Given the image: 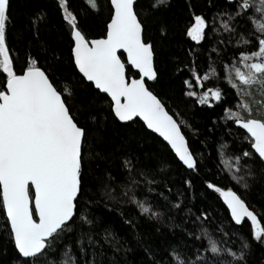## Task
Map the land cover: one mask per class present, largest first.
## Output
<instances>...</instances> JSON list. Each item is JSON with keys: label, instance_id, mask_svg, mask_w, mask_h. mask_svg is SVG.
Listing matches in <instances>:
<instances>
[{"label": "snow or ice", "instance_id": "1", "mask_svg": "<svg viewBox=\"0 0 264 264\" xmlns=\"http://www.w3.org/2000/svg\"><path fill=\"white\" fill-rule=\"evenodd\" d=\"M51 2L66 46L41 38L52 26L40 6L15 28L21 49L10 44L13 0H0V264H126L133 245L139 264H248L253 244L264 246V203L257 209L242 194L264 186V0H185L172 20L159 17L170 0H106L102 18L99 0ZM177 33L185 59L161 61L160 46ZM161 63L181 75L180 101L207 112L215 146H197L212 156L193 147L184 128L201 133L155 90ZM109 129L123 133L118 145ZM153 138L172 160L140 153ZM210 162L234 185L200 175ZM172 163L183 170L179 183L168 176ZM192 174L218 194L229 231L214 227L211 205L193 210ZM101 203L134 239L97 227ZM142 220L155 221L159 243L138 230Z\"/></svg>", "mask_w": 264, "mask_h": 264}, {"label": "trees", "instance_id": "2", "mask_svg": "<svg viewBox=\"0 0 264 264\" xmlns=\"http://www.w3.org/2000/svg\"><path fill=\"white\" fill-rule=\"evenodd\" d=\"M193 3L197 5V7H204L205 0H192ZM81 0H73V6H79ZM99 3L102 8V12L100 14L101 18L103 14L107 11L106 8V0H99ZM185 0H170V7L159 14L161 19H169L172 20L175 17L181 15V9L183 8ZM45 7V10L48 13L49 23L52 26L50 29H42L41 31V38L48 41L50 44L58 45L59 47L63 48L66 46L67 41L62 40L61 37L57 36V33L60 31L58 26V17L57 14L52 7L51 0H13L12 10H13V19L15 21V25L13 29H10V44H13L17 48H23V42L17 43L18 34L15 31V28H18L20 24L25 19V14L32 8L35 7ZM89 28L90 34H99L101 31V24L100 18L92 17L89 20ZM157 32V24L149 21L148 23V34L155 35ZM181 39L179 34L171 35L169 38V42L160 46L158 41V46L162 47L163 54L161 56V61L165 60L166 58H170L171 56L179 57L180 59H185L186 49L188 47L187 44L181 46L178 41ZM191 43V42H189ZM198 54V53H197ZM65 60H67V55L65 53ZM17 63H19L17 61ZM164 70L163 77L157 82L154 86L155 90L161 94H167L165 99L168 105L172 108H176L179 105L180 112L184 115V117L189 121V123L199 130L201 133L198 137L194 136L191 129L185 127L184 131L186 135L189 137L190 141L193 144V147L199 152L203 150V154L205 156H212L213 155V148H203V146H197L198 140H206L208 145H214V141L208 137L207 133V112L202 111L200 106L193 107L192 101L190 99L185 98L184 102H181L179 99L180 95V88H181V75L177 73L175 76H172L167 68H164L163 63L159 65ZM212 82H209V86ZM64 86L63 83L61 85ZM224 123V121H221ZM106 135L112 137L114 144H119L121 141V137L123 133L120 130L109 129ZM221 134L218 132L217 137ZM139 151L141 154H146L150 162L155 163L157 158L163 157L168 160H172L173 156L169 150H166L164 144L158 138H153L151 140H145L140 146ZM234 153L232 151H228L226 153V157L228 158ZM106 164L104 162H100V167L104 168ZM112 167V165H109ZM223 168V166H220ZM172 171L168 172L169 178L174 177L176 183L180 182V173L183 171L179 168L177 163L171 164ZM163 171V170H162ZM211 172L212 178H214L218 184L222 186H231L234 185V182H230L228 178H225L223 172H216L214 168L211 167V162L209 165H206L203 169L204 173ZM194 179V186L192 191L188 194L191 200V206L195 211L197 208L207 207L211 205L210 211L215 213V217L219 219L215 220L214 227L223 228L225 231H229V221L225 217L227 213L225 211V206H223L222 201L217 199L218 194L214 192L205 193L204 188L200 184L199 178L196 174H192ZM260 187L253 189L250 192H242L244 198L250 203L260 208V205L264 203V199H262ZM240 191L239 189H237ZM96 218H97V227H109L111 230L116 231L118 235L124 236L126 239L132 240L135 238L136 233L133 232L128 228V226L124 225L122 220L120 219L118 213L112 211L108 208H105L104 204H99L93 209ZM127 211L131 212V209ZM177 223H179V218H177ZM155 221L149 222L146 220L138 221V230L140 232H147L151 238L159 243L163 236L161 234H157L154 232L152 225ZM162 229L166 228V225L161 226ZM239 232H244L247 234L248 232V225L245 224L242 228L238 230ZM222 236V233H219ZM213 238H216L213 236ZM219 242L224 243L225 246L228 245L225 241L220 240ZM132 251L128 252L126 258V264H139L141 259V252L140 249L136 248L134 245L132 246ZM248 264H264V246L254 243L252 251L248 258Z\"/></svg>", "mask_w": 264, "mask_h": 264}]
</instances>
